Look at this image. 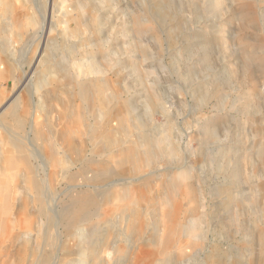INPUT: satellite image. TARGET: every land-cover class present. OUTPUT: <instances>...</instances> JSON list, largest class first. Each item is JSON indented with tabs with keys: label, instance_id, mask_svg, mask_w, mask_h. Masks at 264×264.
Wrapping results in <instances>:
<instances>
[{
	"label": "rangeland",
	"instance_id": "374dc122",
	"mask_svg": "<svg viewBox=\"0 0 264 264\" xmlns=\"http://www.w3.org/2000/svg\"><path fill=\"white\" fill-rule=\"evenodd\" d=\"M28 1L0 21L28 151L0 264H131L170 231L157 264H264V0Z\"/></svg>",
	"mask_w": 264,
	"mask_h": 264
},
{
	"label": "bare ground",
	"instance_id": "6f19581e",
	"mask_svg": "<svg viewBox=\"0 0 264 264\" xmlns=\"http://www.w3.org/2000/svg\"><path fill=\"white\" fill-rule=\"evenodd\" d=\"M28 2H29L28 0H0V21L2 19L9 20L10 21L9 23L10 25H12V27H14L17 30H21L24 25L21 19L22 13L23 11H27L26 9H28L27 7ZM1 52L2 51L0 49V77L2 76L5 77L6 74L9 73V70L7 67L9 65H7L4 62ZM4 98H5L4 91L1 90L0 91V107H1L0 110L7 109V105L4 102ZM19 109H21V112L25 110L23 109L22 104L18 106V110ZM11 110L13 109H10V111ZM0 147H1L0 148V184L2 186L4 185V187L6 188L4 191L5 193H4L3 200L1 201L3 202V205H5L9 209L10 194H11L10 192H11L12 183L14 182L13 176L14 175L17 176L18 172L24 168L27 162L28 151L25 148L21 140L14 138L12 135L8 134L6 131H0ZM48 154L51 155V150L48 152ZM57 166H58L57 163H54L50 171V177L52 179L55 178L59 173ZM14 171L16 172V174L14 173ZM47 180L48 179L46 178V181ZM33 186L35 188H38V182L37 181L34 182ZM135 199H136L135 194L131 190H129L128 198L126 199V202L123 203L121 206L110 208L109 211L112 212L115 210L117 211L119 210L125 213L128 210H133L132 203L135 201ZM64 215L66 219L72 218V214L70 213L68 214L65 213ZM64 215L62 214L61 218H63ZM57 216L59 215L57 214ZM131 217L132 216H130V218ZM68 221H71V219ZM129 222H128V227L130 226ZM142 226H143V220L141 219L140 221H138V227L141 229ZM4 228L5 229L0 228V240L6 233V227ZM168 228L173 229L172 227H168ZM262 233L264 234L263 230H262ZM173 243H174V236H173L172 231H170V233L166 237H164L163 240H161L160 247H148L147 249H143L139 254L135 255V257L133 258V261H131V264H157L156 260L158 259V257L165 254L169 250V248L173 245ZM76 251L82 252L83 256L85 257H89L90 253L92 252L89 250L87 244L78 246V249ZM207 262L209 264L215 263V261H204L205 264H207ZM160 264H168V263L166 261H162Z\"/></svg>",
	"mask_w": 264,
	"mask_h": 264
}]
</instances>
